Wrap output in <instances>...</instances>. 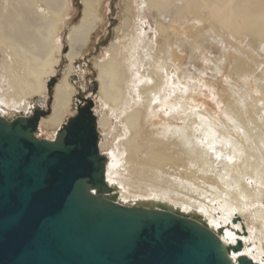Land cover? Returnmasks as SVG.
<instances>
[{
  "label": "bare ground",
  "instance_id": "6f19581e",
  "mask_svg": "<svg viewBox=\"0 0 264 264\" xmlns=\"http://www.w3.org/2000/svg\"><path fill=\"white\" fill-rule=\"evenodd\" d=\"M74 2L0 0L1 117L31 115L34 98L46 109L47 83L68 61L38 126L50 141L76 114L69 77L112 0H80L77 23ZM123 5L118 37L94 62L110 195L198 221L224 246L241 243L233 261L264 264V0Z\"/></svg>",
  "mask_w": 264,
  "mask_h": 264
},
{
  "label": "water",
  "instance_id": "95a60500",
  "mask_svg": "<svg viewBox=\"0 0 264 264\" xmlns=\"http://www.w3.org/2000/svg\"><path fill=\"white\" fill-rule=\"evenodd\" d=\"M75 104L52 141L36 136L49 110L0 116V264H254L233 261L241 243L224 246L198 221L119 204L105 182L93 100L80 93Z\"/></svg>",
  "mask_w": 264,
  "mask_h": 264
},
{
  "label": "rangeland",
  "instance_id": "374dc122",
  "mask_svg": "<svg viewBox=\"0 0 264 264\" xmlns=\"http://www.w3.org/2000/svg\"><path fill=\"white\" fill-rule=\"evenodd\" d=\"M74 3H75L74 7L76 9V15L72 21L73 23H77L80 15V5H79L80 0H75ZM123 9H124L123 0H112L110 11L107 13V17H106V21H107L106 26L103 28V31L99 32V35L96 38V43L94 44V46L90 47L89 51L86 52L83 57L75 61L74 67L76 71L69 77L70 84H72L73 87L75 88V94L84 93L85 96H89L88 98L92 100L95 96H97L99 83L96 79L97 71L94 67V62L96 61V59H98L100 52L105 47H108V45L114 42L118 37V34L116 33L115 29L121 24V17H122L121 13ZM66 50H67V46L65 45L62 49V53L66 52ZM67 65H68V61L66 59H63L60 66L56 70L55 77H52L56 79L55 84L60 79H62L64 72L67 68ZM53 91H54L53 87L51 88V90L49 91L47 90L48 92V96L46 98L47 108L45 110L50 111ZM90 96L92 97L90 98ZM38 101H39L38 98L33 99L34 106H39ZM73 107L75 106L73 105ZM6 116L7 119H12L15 117L14 114H8ZM69 118H70L69 116L66 117L67 120ZM38 138L46 139L49 141L51 140L48 134L44 132L41 135H39Z\"/></svg>",
  "mask_w": 264,
  "mask_h": 264
}]
</instances>
